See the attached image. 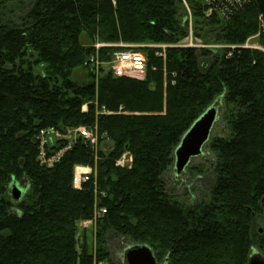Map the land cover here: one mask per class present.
Wrapping results in <instances>:
<instances>
[{
  "label": "trees",
  "instance_id": "16d2710c",
  "mask_svg": "<svg viewBox=\"0 0 264 264\" xmlns=\"http://www.w3.org/2000/svg\"><path fill=\"white\" fill-rule=\"evenodd\" d=\"M187 2L194 37L220 49L177 46L187 36L180 0H0V264H115L109 234L149 248L157 264L248 263L253 222L264 215V52L244 45L260 13L247 0L206 18L204 5ZM257 42L264 49V37ZM118 43L166 46L164 59L139 48L143 80L96 79L86 65L94 46ZM112 51L99 50L97 62ZM79 69L82 83L73 80ZM211 107L222 111L225 132L206 144L204 196L185 207L163 177ZM78 127H96L98 148L77 139L52 168L39 167L37 133ZM125 152L131 165L116 167ZM94 164L95 176L75 190L74 167ZM12 183L25 185L18 202ZM99 209L92 254L77 225Z\"/></svg>",
  "mask_w": 264,
  "mask_h": 264
},
{
  "label": "built area",
  "instance_id": "2783aa9c",
  "mask_svg": "<svg viewBox=\"0 0 264 264\" xmlns=\"http://www.w3.org/2000/svg\"><path fill=\"white\" fill-rule=\"evenodd\" d=\"M199 3L203 4L207 8V16L213 14H220V17H224L223 11L220 10L222 6L224 7H234L237 5L243 6L247 0H198ZM183 7L188 15L189 19V30L188 36L182 41L178 46L182 48H197L199 47L198 41L195 40L192 36L191 26H190V10L187 5V0H181ZM264 36V18L260 15L258 17V33L255 37ZM99 45L95 46V49H98ZM123 48L127 51H121L116 54L110 62L98 63L96 62L95 57H91L88 61L89 70L97 79L102 75L110 74L116 78H131L137 79L140 76H143L146 69V59L143 54L135 50V46L132 45H123ZM162 50L165 49V46L157 47ZM244 48L258 49L264 52V49L257 47H248ZM158 57H164L163 53L156 54ZM82 112H86V108H82ZM82 139L85 143L95 151L98 148V136L96 127L93 129L80 127L72 131H67L62 133L55 128H47L40 130L36 137L35 141L37 144V163L41 168H52L56 165L65 152L71 149L75 144L76 139ZM62 139H67L68 143L62 148L53 150L56 146V142ZM132 163V159L129 153H124L120 159L115 162V166L119 168H129ZM91 168L77 166L74 169L73 177V188L76 190H81L83 184H85L89 177L91 176ZM106 213L105 209H99L94 211V215L91 220L83 222V227H95L97 221Z\"/></svg>",
  "mask_w": 264,
  "mask_h": 264
},
{
  "label": "rangeland",
  "instance_id": "374dc122",
  "mask_svg": "<svg viewBox=\"0 0 264 264\" xmlns=\"http://www.w3.org/2000/svg\"><path fill=\"white\" fill-rule=\"evenodd\" d=\"M205 17L206 18L210 17V16H207V8L205 11ZM192 32L194 33L193 21H192ZM259 37H264V36L262 35V36L252 38L251 40L248 41L246 46L261 48L257 42ZM198 40H199V45L201 47L204 46L201 40L200 39ZM82 43L86 45L88 44L85 37L82 38ZM96 45H99V48L95 49V52H97L95 55L96 57L100 56L98 51L101 49L110 48L114 50L111 53H106L105 55V58H107L106 59L107 62H110L116 54L121 52L124 44L118 43L113 46L111 45L106 46V45H101V44H96ZM150 45L152 44L136 45V46L138 48H144V47L149 48ZM204 48L220 49L221 47L210 45V46H204ZM85 78H86V75L81 69L77 70L73 74V80L76 82L82 83L85 81ZM142 78L144 79L143 76H140L137 79H142ZM221 115H222V111L220 110L218 112V119L211 130L210 138H214L216 136H223L225 132V127L223 123L221 122ZM110 148H111V145L109 142H105L103 144L104 151H108ZM205 148L206 146H204L202 150L203 151L202 156L194 158L190 161L189 165L187 166L183 174L176 176L174 170L172 169L169 172H167V174H165V176L163 177L164 183L166 185L167 194L175 198L179 202H181L185 207H192L198 204L200 202L199 200H201V198L204 196L203 194L204 188L203 190L199 189L200 187L198 186L199 184L198 178L200 177L201 178L204 177V179L211 178V175L209 174L208 169L212 162V156L207 152ZM199 165H203V167L205 168L207 172L203 176H201L198 173L191 174L190 169L193 167H198ZM95 174H96V164H94V167H92V170H91V175L95 176ZM19 185H21V188L23 190L25 189L24 188L25 185L21 183H19ZM77 228H78L77 237H78L79 243H81V240L84 239V241L88 244L89 248L91 249L92 254H95V242H94L95 227L84 228L83 222H80L78 223ZM252 229H253L252 230L253 231L252 240L254 244H253L250 257H258L260 260H264V215L263 217H258L254 220ZM106 245L111 253V258L115 262V264H126L125 254L128 249L134 246L130 241L115 237L113 234H109L107 236Z\"/></svg>",
  "mask_w": 264,
  "mask_h": 264
},
{
  "label": "water",
  "instance_id": "95a60500",
  "mask_svg": "<svg viewBox=\"0 0 264 264\" xmlns=\"http://www.w3.org/2000/svg\"><path fill=\"white\" fill-rule=\"evenodd\" d=\"M259 13L264 18V0H253ZM218 119V110L215 107L207 109L182 137L174 151L173 170L176 176L184 173L190 161L202 156L203 148L209 142L211 130ZM25 191L16 183L10 187V197L18 202ZM126 264H157L151 250L145 246H134L125 254ZM247 264H264L258 257H250Z\"/></svg>",
  "mask_w": 264,
  "mask_h": 264
},
{
  "label": "bare ground",
  "instance_id": "6f19581e",
  "mask_svg": "<svg viewBox=\"0 0 264 264\" xmlns=\"http://www.w3.org/2000/svg\"><path fill=\"white\" fill-rule=\"evenodd\" d=\"M95 59H96V57H95ZM96 62H97V60H96Z\"/></svg>",
  "mask_w": 264,
  "mask_h": 264
}]
</instances>
